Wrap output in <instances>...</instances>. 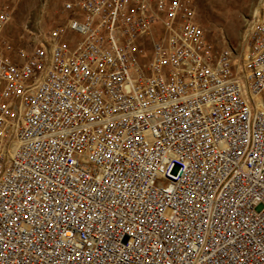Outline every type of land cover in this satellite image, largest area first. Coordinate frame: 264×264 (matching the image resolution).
I'll return each mask as SVG.
<instances>
[{"label": "built area", "instance_id": "2783aa9c", "mask_svg": "<svg viewBox=\"0 0 264 264\" xmlns=\"http://www.w3.org/2000/svg\"><path fill=\"white\" fill-rule=\"evenodd\" d=\"M241 59L189 0H64L12 50L0 0V264H264V0Z\"/></svg>", "mask_w": 264, "mask_h": 264}, {"label": "rangeland", "instance_id": "374dc122", "mask_svg": "<svg viewBox=\"0 0 264 264\" xmlns=\"http://www.w3.org/2000/svg\"><path fill=\"white\" fill-rule=\"evenodd\" d=\"M11 9V20L3 31L12 50L30 49L40 33L63 22L64 0H4ZM260 0H189L197 22L215 50L233 49L241 59L245 51L243 40L247 20Z\"/></svg>", "mask_w": 264, "mask_h": 264}, {"label": "bare ground", "instance_id": "6f19581e", "mask_svg": "<svg viewBox=\"0 0 264 264\" xmlns=\"http://www.w3.org/2000/svg\"><path fill=\"white\" fill-rule=\"evenodd\" d=\"M257 7V6H256ZM257 8H255V10H256Z\"/></svg>", "mask_w": 264, "mask_h": 264}]
</instances>
